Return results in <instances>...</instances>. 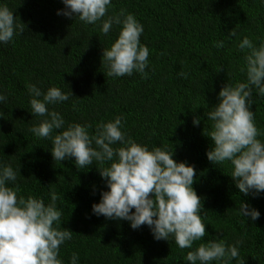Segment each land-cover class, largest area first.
<instances>
[{
    "label": "trees",
    "instance_id": "16d2710c",
    "mask_svg": "<svg viewBox=\"0 0 264 264\" xmlns=\"http://www.w3.org/2000/svg\"><path fill=\"white\" fill-rule=\"evenodd\" d=\"M0 4L24 25L12 42L0 44V92L8 97L0 104V160L19 169L20 196L42 197L46 203L57 197L61 227L73 231L60 246L64 264L73 253L79 264H187L182 258L188 249L181 250L171 238L155 240L147 226L133 230L127 221L92 213L91 205L106 190L104 180L95 164L78 169L72 160L54 161L50 141L31 133L42 119L31 114L32 84L42 91L70 88L69 101L48 106L63 115L66 125H91L93 133L99 122L122 116L124 130L138 143L173 147V159L197 172L193 187L202 198L204 240H240L239 256L230 264H264V193H239L227 174L230 166L208 161L210 138L203 134L210 125L206 111L217 103L220 88L243 79L238 42L247 36L258 43L264 37V6L258 0H112L108 15L120 9L134 15L143 25L141 43L149 49L145 72L122 77L108 76L102 57L118 26L105 36L100 22L89 25L57 15L62 0ZM218 40L225 41L223 48L214 47ZM253 98L250 110L264 139V98L255 93ZM194 116L200 117L198 126L192 124ZM240 200L258 209L260 219L243 218Z\"/></svg>",
    "mask_w": 264,
    "mask_h": 264
},
{
    "label": "clouds",
    "instance_id": "9594fccd",
    "mask_svg": "<svg viewBox=\"0 0 264 264\" xmlns=\"http://www.w3.org/2000/svg\"><path fill=\"white\" fill-rule=\"evenodd\" d=\"M258 3L264 6V0ZM62 4L57 15L89 25L100 22L105 36L118 26L115 39L102 50L108 76L145 72L149 49L141 43L143 25L134 15L125 9L108 15L112 0H62ZM23 28L14 12L0 4V44L12 42ZM235 35L231 31L230 36ZM257 40L245 36L238 42L243 53L239 69L243 79L220 88L217 103L206 111L210 125L203 132L210 138L208 161L221 168L230 166L227 174L245 196L264 193V139L250 110L253 93L264 98V37ZM224 43L218 40L214 47L223 48ZM28 92L32 116L42 118L30 131L37 139L50 141L54 161L72 160L78 169L95 164L104 180L106 190L91 205L94 215L127 221L133 230L147 226L157 241L173 239L181 250L188 249L182 258L187 264H230L239 256L240 240L233 244L220 238L204 240L202 198L193 187L197 172L193 165L173 159V147L150 149L138 143L124 130L122 116L99 122L93 133L91 125H66L63 115L48 106L69 101L74 96L70 88L65 92L50 86L42 91L32 84ZM7 99L0 92V104ZM200 122L199 116L193 117L194 126ZM18 171L0 160V264H64L60 246L72 239L73 231L61 227L63 213L56 205L57 197L53 194L46 203L42 197L20 196ZM238 211L249 222L261 217L245 200H240ZM69 264H79L78 253L72 254Z\"/></svg>",
    "mask_w": 264,
    "mask_h": 264
}]
</instances>
